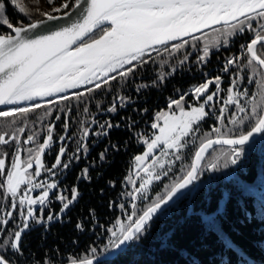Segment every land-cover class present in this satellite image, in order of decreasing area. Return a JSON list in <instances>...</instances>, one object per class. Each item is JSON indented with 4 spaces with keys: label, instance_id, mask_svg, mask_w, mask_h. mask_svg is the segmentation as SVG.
I'll return each instance as SVG.
<instances>
[{
    "label": "snow or ice",
    "instance_id": "6c2138e0",
    "mask_svg": "<svg viewBox=\"0 0 264 264\" xmlns=\"http://www.w3.org/2000/svg\"><path fill=\"white\" fill-rule=\"evenodd\" d=\"M42 4L49 10H42ZM7 6L14 7L25 16L32 15L23 0H0V27L8 30L0 32V106H3L0 107V146H8L13 155L10 164H6L9 152L0 150V189L3 190V199L10 200L7 205L0 202V264H13L8 253L12 256L23 254V234L35 225H42L47 230L53 221L62 220L64 213L78 199L80 193L76 186L71 189V198L66 189L60 188L59 182L54 179L57 170H67L73 161L81 159V154L87 155L90 135L107 137L113 127H121L120 123L114 125L111 120L100 122L95 116L91 120L82 119L77 147L67 156V141L77 134L68 132L66 120L62 121L63 134L58 135L55 141L56 125L49 124L44 129L42 143L38 142L39 134L35 131L21 143L28 126L24 118L37 109L46 108L38 117L43 122L51 114L50 106L58 100H80L98 89H104L111 95V101L103 107V111L117 113L118 107L127 108L132 105L133 98L119 91L113 93L108 86L113 81L118 85L120 81L127 83L129 77L137 76L138 70H143L150 62L155 64L154 52L159 56L167 53V56L159 62L161 70L150 83L134 85L138 94L144 89L163 85L175 74L177 66L188 63L192 53L182 50L197 48L196 42L201 40L197 33L214 30L218 36L215 42L217 49L221 44L228 48L231 38L237 34H252L247 43L240 45L238 53L224 57L221 72L229 74L230 86L227 89L221 88V75L209 77L202 73V83L193 86L191 92L179 94L177 90L179 99L169 100V109L175 107L179 114L161 111L156 115L150 127L157 129L158 134L142 139L146 150L134 157L133 171L125 179L126 185L131 188L122 193L128 200L127 206L125 203L109 202V207L116 204L123 212V218H116L106 229L110 236L99 255L97 248L92 247L90 256L73 258L70 264H116L127 255L130 243L142 238L153 218L167 211L166 206L170 202L175 203V200L201 188V177L205 172L216 173L231 165L236 166L235 170L240 173L243 167L241 160L246 152L252 151L256 144L264 143V0H33L34 14L38 18L16 25L9 18ZM64 19L70 23L58 27L50 23ZM40 29L44 32L37 33ZM28 33L34 35L29 36ZM178 53L182 58L165 71L170 58ZM211 54V46L205 43L195 57L196 65L206 66ZM245 71L251 74L248 83H254L255 78H259L261 89L257 94L250 95L246 88L240 89L239 85L245 80L241 73ZM85 85L91 87L85 88L84 92L72 93V97L58 95ZM213 86L214 90L210 91ZM222 91L226 92V97H221ZM189 95L198 106L185 110V99ZM49 97L55 98L45 99ZM25 102H28L27 106ZM217 103L220 104L218 109ZM102 104L103 101L96 102L98 111ZM213 109L219 114L216 115ZM140 111L147 112L148 109ZM83 113L91 115L86 106ZM210 113L218 126L213 125L209 132L201 134L196 149L190 150V163H183V150L189 143H197L195 134ZM55 119L60 120L61 117L56 116ZM22 120L23 126H20ZM127 120L128 130L131 131L135 121L131 118ZM90 125H95L96 130ZM54 143L60 147L54 163L49 167L43 157ZM28 144L35 147L25 149L24 145ZM215 146H221L223 151L211 162H206L210 150L216 151ZM110 147L119 150L116 144ZM25 151L27 159L22 158ZM107 152L108 148H105L99 159L105 160ZM177 162H181L180 175L165 185L162 193L150 198L151 193L157 191L153 188L154 183L162 182L170 172L175 175L173 169ZM34 166V172H30ZM6 168L10 170L6 172ZM42 171L53 179L36 180ZM228 175L225 174V177ZM77 179L90 181L89 169L83 168ZM233 180L239 183V176L233 177ZM137 181H140L139 186ZM109 183L115 187L113 182ZM239 187L242 192L251 191L247 184H239ZM37 189L41 190L39 195L33 196ZM50 194L60 202L59 212L53 213L49 207L52 202ZM212 196L210 192V208ZM232 196V190L225 186L219 193L216 207L207 211L203 219L209 231H218V217L224 211L221 204L226 206ZM46 208L48 215L45 217ZM14 212L19 223L13 220ZM258 213L264 218V196L260 198ZM10 221L12 228H8ZM76 228L83 231V223L78 221ZM218 234L225 248L235 252L239 264H251L242 250L223 233Z\"/></svg>",
    "mask_w": 264,
    "mask_h": 264
},
{
    "label": "trees",
    "instance_id": "16d2710c",
    "mask_svg": "<svg viewBox=\"0 0 264 264\" xmlns=\"http://www.w3.org/2000/svg\"><path fill=\"white\" fill-rule=\"evenodd\" d=\"M32 1L23 0V3L29 7L31 16H25L18 13L14 7L7 6V13L14 25L18 22L27 24L30 18H38L34 14ZM42 10L49 9L43 5ZM7 31L6 27H0V32ZM198 36H201V40L196 42V49L189 47L182 50V52L192 53L188 63L182 67L177 66L175 74L171 75L163 85L144 89L139 94L134 90L135 84L150 83L156 73L161 70L159 62L167 56V53L159 56L155 52L152 57L156 63L150 62L143 70H138L136 77H129L127 83L120 81L119 85L116 81L111 82L108 87L113 93L119 91L120 94L133 98L132 105L127 108L118 107L117 113L102 110L110 103L111 95L105 93L104 89H98L84 95L80 100L75 98L67 101L58 100L56 104L50 106L51 114L43 122H40L38 117L46 111V108L37 109L24 118L28 126L21 143L33 131L39 134L38 142L42 143L45 139L44 129L49 124L56 125L53 134L55 141L58 135L63 134L62 121L66 120L69 126L68 132L77 134L72 140L67 141V156H70L77 147L76 139L82 119L91 120L92 116H95L100 122L111 120L114 125L120 123L121 127H113L107 137L90 135L87 141L89 146L87 155L81 154V159L73 161L67 170H57L54 179L59 182L61 189L67 190L66 194L69 198H71L73 186L78 188L80 195L64 213L62 220L53 221L47 230L42 225H35L32 230L22 235L23 254L18 256L7 254L11 256L13 264H68L73 258L90 256L92 247H96L97 254H100L110 236L106 229L115 222L116 218H123V212L115 203L109 207V202L125 203L127 206L128 200L122 193L130 191L131 188L126 185L125 179L133 171L134 157L146 150V145L141 142L142 139L153 137L157 133L156 129L150 127L151 123L155 122L156 115L161 111H179L175 107L169 109V100L179 99V94L191 92L193 86L204 81L202 73H206L209 77L221 75V88L227 89L230 86L229 74L221 72L224 57L238 53L240 45L247 43L252 34L248 32L243 35L237 34L231 38L228 48L221 44L218 49L215 47L218 36L214 30H207ZM205 43L211 46L212 54L206 66L198 67L195 57ZM180 58L182 56L179 53L170 58L169 65L165 66L164 70L167 71L168 67ZM241 74L245 76V80L239 85L240 89L246 88L250 95L257 94L261 89L259 78H255L254 83L250 84L248 79L251 74L246 71ZM88 87L91 85L78 91L84 92ZM214 87L210 88V91L214 90ZM220 95L226 97V92L222 91ZM68 96L72 97V93ZM98 101H103L100 111L95 106ZM85 106L91 113L90 116L84 115ZM190 106H198L191 95L185 99V110H189ZM219 106L220 104L217 103L216 109ZM144 108L148 111H140ZM68 109L71 111L69 112ZM216 109H213V112L218 115ZM56 116H60L61 119L56 120ZM121 117L125 119L122 120ZM127 118L135 121V127L131 131L127 127ZM213 125L218 126V122L210 113L209 117L200 123L199 132L195 134L197 143H189L188 147L183 150L185 157L183 163H190V150L196 149L201 134L209 132ZM20 126H23V120ZM90 126L96 130L95 125ZM111 144L118 145L119 150H112ZM28 147H35V145H24L25 149ZM59 147L58 143H54L50 150H46L43 159L47 166L50 167L54 163ZM105 148H108V152L106 159L102 161L99 159V154ZM0 150L9 152L6 164H10L13 159L11 150L8 146H0ZM221 151H223L221 147L216 148V151L211 150L206 156V162H211L215 156L220 155ZM22 158L27 159L26 151L22 153ZM241 165L243 167L240 173L235 170L236 166L231 165L228 169H221L216 173L205 172L201 177V188L193 194L182 197L167 211L151 221L142 238L139 241H133L127 248V255L121 257L116 264H239L237 255L232 249L225 248L218 232L223 233L234 246L242 250L251 264H264V218L258 213L260 198L264 196V143H258L252 151H247L241 160ZM85 167L89 169L90 181L77 179ZM180 167L181 162H177L173 169L175 175L170 172L162 182L154 183L153 188L157 191L152 192L150 198L162 193L164 186L180 175L178 171ZM8 170L10 168H6V172ZM34 170L35 167L30 172ZM225 174L229 175L225 177ZM235 176H239V183L234 182L233 177ZM221 177L225 179L222 180ZM51 179L53 177L42 171L41 176L36 180ZM109 182H113L115 187L110 186ZM139 182L137 181V186ZM239 184H247L251 191L242 192ZM225 186L232 190V200L226 206L221 204L224 211L223 215L218 217V231H209L203 218L207 211L216 207V200ZM210 192L213 193L211 208L208 203ZM50 200L52 202L49 207L52 212H59L60 202L55 200L51 194ZM0 202L5 205L10 204V200L3 199L2 189H0ZM90 210H92L91 213ZM44 215L45 217L48 215L47 208L44 210ZM13 220L19 223L15 212ZM78 221L83 223V231L76 228ZM12 226V221H10L8 228Z\"/></svg>",
    "mask_w": 264,
    "mask_h": 264
},
{
    "label": "water",
    "instance_id": "95a60500",
    "mask_svg": "<svg viewBox=\"0 0 264 264\" xmlns=\"http://www.w3.org/2000/svg\"><path fill=\"white\" fill-rule=\"evenodd\" d=\"M50 23H52V24H54V25H56L57 27L58 26H60V25H66V24H68V23H70V21L69 20H67V19H64V20H60V21H56V22H50ZM216 27H218V26H216ZM210 30V29H209ZM205 31H207V30H205ZM44 32V30L43 29H40V30H37V33H43ZM198 34H201V33H197L196 35H198ZM28 35L29 36H32V35H34V33H28ZM178 42V41H177ZM73 47H75V45L73 46ZM75 91V89H69L68 90V92L67 93H61V94H58V95H70V93H72V92H74ZM51 98H55V97H49V98H45V99H51ZM0 107H3V106H0ZM9 107H12V106H9ZM218 147H221V146H215V148H218ZM226 147V146H225ZM211 151V150H210ZM210 153V152H209ZM194 192H192V194H193ZM178 202V200H175V203H177ZM175 203H171L170 202V204L168 205V206H166V208L168 209V207H170V206H172V205H174ZM160 214H157V216H159ZM156 216V217H157ZM156 217H154L153 218V220L154 219H156ZM152 220V221H153ZM132 243V242H131ZM130 243V244H131ZM67 264V263H66ZM68 264H70V263H68Z\"/></svg>",
    "mask_w": 264,
    "mask_h": 264
},
{
    "label": "rangeland",
    "instance_id": "374dc122",
    "mask_svg": "<svg viewBox=\"0 0 264 264\" xmlns=\"http://www.w3.org/2000/svg\"><path fill=\"white\" fill-rule=\"evenodd\" d=\"M33 4V1H32V3H31V5ZM43 7V5H41V8ZM176 114H179V111H177V112H175ZM161 123V125L163 124V121H161L160 122ZM157 130V129H156ZM156 134H158V130H157V133ZM142 154V153H141ZM158 154V153H157ZM151 159V158H150ZM35 167V166H34ZM31 170V169H30ZM29 170V171H30ZM39 178V177H38ZM38 178H36V179H38ZM140 183V182H139ZM40 189H37L34 193H32V195L33 196H36V195H39V193H40ZM192 194V193H191ZM171 207V206H170ZM169 208V207H168ZM155 220V219H154Z\"/></svg>",
    "mask_w": 264,
    "mask_h": 264
},
{
    "label": "bare ground",
    "instance_id": "6f19581e",
    "mask_svg": "<svg viewBox=\"0 0 264 264\" xmlns=\"http://www.w3.org/2000/svg\"><path fill=\"white\" fill-rule=\"evenodd\" d=\"M86 86H90V85H85V86H82V87H80V88H78V89H75V91H78V90H81V88H84V87H86ZM74 91V92H75ZM73 93V92H72ZM51 99H54V98H51ZM28 105V102H25V106H27Z\"/></svg>",
    "mask_w": 264,
    "mask_h": 264
}]
</instances>
